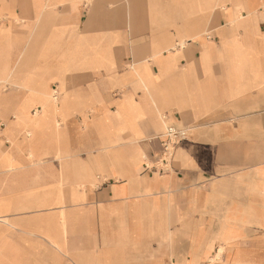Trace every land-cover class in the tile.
Masks as SVG:
<instances>
[{
	"label": "crops",
	"instance_id": "crops-1",
	"mask_svg": "<svg viewBox=\"0 0 264 264\" xmlns=\"http://www.w3.org/2000/svg\"><path fill=\"white\" fill-rule=\"evenodd\" d=\"M0 124V264H264V0H0Z\"/></svg>",
	"mask_w": 264,
	"mask_h": 264
},
{
	"label": "built area",
	"instance_id": "built-area-1",
	"mask_svg": "<svg viewBox=\"0 0 264 264\" xmlns=\"http://www.w3.org/2000/svg\"><path fill=\"white\" fill-rule=\"evenodd\" d=\"M185 140L186 132L184 130L168 127L161 139V150L158 156L160 167H145L148 169H156L163 173L168 171L171 167L176 148Z\"/></svg>",
	"mask_w": 264,
	"mask_h": 264
},
{
	"label": "rangeland",
	"instance_id": "rangeland-1",
	"mask_svg": "<svg viewBox=\"0 0 264 264\" xmlns=\"http://www.w3.org/2000/svg\"><path fill=\"white\" fill-rule=\"evenodd\" d=\"M51 94L52 95H48V97H50L49 98V100H48V102H45L46 104H50V103H52L53 101H55V100H53L54 98L55 99H57V101L59 102L60 100L57 98V91H52L51 92ZM39 115V113H38V110L37 111H35V115ZM19 114H17L16 115V117H17V119H19ZM0 126H2L1 124H0ZM1 128V127H0ZM165 129H167V128H165ZM165 129H164V131H165ZM1 130V129H0ZM164 133V132H163ZM25 138L26 137H29V136H31V132H29V133H27V132H25L24 133V135H23ZM163 136V135H162ZM162 139V138H161ZM161 150V149H160ZM159 156V155H158ZM51 162H52V160H44L43 161V163L44 164H46V163H50L51 164ZM55 163H57V164H59V165H61V161L59 160V159H56V161H54ZM145 166H148V167H156V168H158V167H160V163H159V160H158V157H157V159H155V161H153L152 163L151 162H146L145 164H144ZM171 168V167H170ZM2 223H6V221L5 220H2V219H0V228L2 227ZM0 236H1V234H0ZM27 238H28V241H32L33 242V240H36V238H35V235L33 234V233H28V236H27ZM222 252H223V250L220 248L219 249V251H218V254H216V256H214L213 258H212V260H208L207 261V264H215V263H219V262H221V255H222Z\"/></svg>",
	"mask_w": 264,
	"mask_h": 264
},
{
	"label": "bare ground",
	"instance_id": "bare-ground-1",
	"mask_svg": "<svg viewBox=\"0 0 264 264\" xmlns=\"http://www.w3.org/2000/svg\"><path fill=\"white\" fill-rule=\"evenodd\" d=\"M49 98H50V97H47L45 102H48ZM53 100H55V101H53L52 103H55V104H57V105H58V103L60 102V101L58 102L57 99H55V98H54ZM49 101H50V100H49ZM44 104H45V103H44ZM43 106H44V105H43ZM33 120H34V119H33Z\"/></svg>",
	"mask_w": 264,
	"mask_h": 264
}]
</instances>
